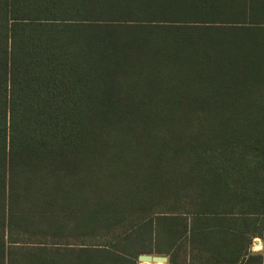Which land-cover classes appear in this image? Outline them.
Instances as JSON below:
<instances>
[{
    "label": "trees",
    "instance_id": "1",
    "mask_svg": "<svg viewBox=\"0 0 264 264\" xmlns=\"http://www.w3.org/2000/svg\"><path fill=\"white\" fill-rule=\"evenodd\" d=\"M263 175L264 0H0V264L174 261Z\"/></svg>",
    "mask_w": 264,
    "mask_h": 264
},
{
    "label": "crops",
    "instance_id": "2",
    "mask_svg": "<svg viewBox=\"0 0 264 264\" xmlns=\"http://www.w3.org/2000/svg\"><path fill=\"white\" fill-rule=\"evenodd\" d=\"M263 207L264 210V175H263ZM228 219L222 221V225L231 224L227 222ZM235 225L238 227L239 233L244 232L243 235L236 237L230 234H222V238L215 236L214 239L206 240L210 241L208 244L202 241L201 236L199 245L195 249H185L182 252L176 254L173 253V263L178 264H258V260L261 264H264V214L261 217L255 216H241L234 220ZM262 226L260 227V225ZM250 227V228H249ZM258 228V233L254 234L255 228ZM259 230H261L259 232ZM260 233V234H259ZM242 234V233H241ZM229 247H228V245ZM237 255L241 256L239 259ZM162 256V255H152ZM166 263L172 264L168 256ZM222 260L230 261L229 263H223ZM233 261H235L233 263ZM128 264V263H126ZM137 264H143L137 259ZM148 264H160V263H148Z\"/></svg>",
    "mask_w": 264,
    "mask_h": 264
},
{
    "label": "water",
    "instance_id": "3",
    "mask_svg": "<svg viewBox=\"0 0 264 264\" xmlns=\"http://www.w3.org/2000/svg\"><path fill=\"white\" fill-rule=\"evenodd\" d=\"M139 262L143 264H148V263H166L167 258L165 256H152V255H140L137 257Z\"/></svg>",
    "mask_w": 264,
    "mask_h": 264
}]
</instances>
